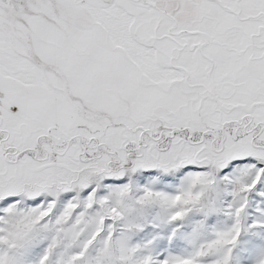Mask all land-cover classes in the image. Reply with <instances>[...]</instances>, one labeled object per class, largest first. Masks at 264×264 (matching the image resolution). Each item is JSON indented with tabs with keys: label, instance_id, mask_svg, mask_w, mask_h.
I'll return each instance as SVG.
<instances>
[{
	"label": "snow or ice",
	"instance_id": "snow-or-ice-1",
	"mask_svg": "<svg viewBox=\"0 0 264 264\" xmlns=\"http://www.w3.org/2000/svg\"><path fill=\"white\" fill-rule=\"evenodd\" d=\"M0 264H264V0H0Z\"/></svg>",
	"mask_w": 264,
	"mask_h": 264
}]
</instances>
